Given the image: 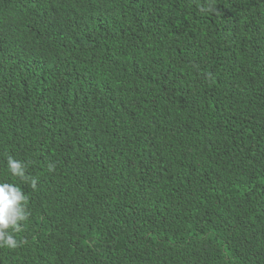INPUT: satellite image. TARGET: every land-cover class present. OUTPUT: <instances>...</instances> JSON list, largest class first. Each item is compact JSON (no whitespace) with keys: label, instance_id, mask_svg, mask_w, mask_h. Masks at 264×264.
<instances>
[{"label":"trees","instance_id":"trees-1","mask_svg":"<svg viewBox=\"0 0 264 264\" xmlns=\"http://www.w3.org/2000/svg\"><path fill=\"white\" fill-rule=\"evenodd\" d=\"M4 181L0 264H264V0H0Z\"/></svg>","mask_w":264,"mask_h":264},{"label":"clouds","instance_id":"clouds-1","mask_svg":"<svg viewBox=\"0 0 264 264\" xmlns=\"http://www.w3.org/2000/svg\"><path fill=\"white\" fill-rule=\"evenodd\" d=\"M8 173L21 181H29L27 175L28 165L19 159L9 156L6 161ZM49 172L55 171V165L49 163ZM33 188L36 187V180H30ZM28 197L22 188L11 182H0V247L16 249L19 241L16 233L21 230V222L28 217L27 211Z\"/></svg>","mask_w":264,"mask_h":264}]
</instances>
